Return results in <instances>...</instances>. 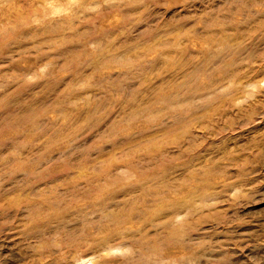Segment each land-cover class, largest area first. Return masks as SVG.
Returning a JSON list of instances; mask_svg holds the SVG:
<instances>
[{
  "label": "rangeland",
  "instance_id": "1",
  "mask_svg": "<svg viewBox=\"0 0 264 264\" xmlns=\"http://www.w3.org/2000/svg\"><path fill=\"white\" fill-rule=\"evenodd\" d=\"M0 264H264V0H0Z\"/></svg>",
  "mask_w": 264,
  "mask_h": 264
}]
</instances>
